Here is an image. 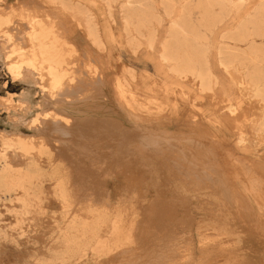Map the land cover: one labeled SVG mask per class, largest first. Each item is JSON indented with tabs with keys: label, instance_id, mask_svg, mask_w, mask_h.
Returning a JSON list of instances; mask_svg holds the SVG:
<instances>
[{
	"label": "rangeland",
	"instance_id": "obj_1",
	"mask_svg": "<svg viewBox=\"0 0 264 264\" xmlns=\"http://www.w3.org/2000/svg\"><path fill=\"white\" fill-rule=\"evenodd\" d=\"M124 1L0 0V134L28 137L27 125L45 113L81 132L58 138L67 153L66 207L46 178L42 210L31 208L16 221L15 212L1 208L0 264H264V103L249 83L263 58L248 49L264 47V37H223L263 0H248L237 13L214 8L223 17L206 32L204 59H195L211 68L215 83L207 89L165 65L155 70L170 19L181 4L191 7L188 0H171L170 17L161 0H132L127 29ZM142 2L155 15L143 24ZM44 21L54 24L71 64L60 88L46 70L26 82L10 72L17 52H29L23 30ZM87 24L96 25L98 38ZM149 30L156 35L152 55L142 36ZM219 47L228 53L218 54ZM219 61L233 64L225 71ZM1 149L19 154L0 143ZM6 206L21 210L18 202Z\"/></svg>",
	"mask_w": 264,
	"mask_h": 264
},
{
	"label": "bare ground",
	"instance_id": "obj_2",
	"mask_svg": "<svg viewBox=\"0 0 264 264\" xmlns=\"http://www.w3.org/2000/svg\"><path fill=\"white\" fill-rule=\"evenodd\" d=\"M185 2H186V0H185ZM160 3L164 6L165 14H167V16L170 17V13H171V9H172L171 0H161ZM247 3H248V0H188V4H189V6H191L190 8L187 7V2H186V5L181 4L180 9L178 10V14H176L175 17L170 19V26H168L169 28H167V30H166L165 38H163L162 41L159 43L158 47H160V51H159L158 55H159V60L161 63H160L159 68L155 69L156 72L158 73V72L162 71V66L165 65L168 68V70L172 71L173 74H176L178 77L183 78V77H186L188 75L194 76L195 79L199 80V85L202 89L209 88L210 84L213 81L215 83V79H212L213 76H211L212 75L210 72L211 68L207 62L195 61V59L203 58L202 56L208 50V47L205 43V41L207 39L206 32L210 33L212 28H214L215 25L219 21H221V19L223 17V16L218 17V16H216V14L214 15L213 14L214 8L219 7L221 12L222 11L223 12L234 11L235 13H237L242 8V6L247 4ZM134 4L135 3L132 0H125L121 6V8L123 7L127 12V14L125 16L126 19L124 22L125 29H127L129 27V25H132L130 16L127 17V15L129 12L134 10L133 9ZM138 4H136V5H138ZM137 8H138V6H137ZM150 10L153 11V7L151 8V3H149V2L143 3L142 2V24H143V21H148L147 19H149V20L155 19L154 14H148V11H150ZM194 11H196V12H194ZM80 12L83 13L84 11L80 10ZM253 12H254V14L248 20H244V21L240 22L238 24V26L234 29L233 32H230L223 37H225L227 39L234 40V41H238V42H242V41L247 40V39H252L254 37H264V0L259 2L258 4H256L253 7ZM192 14L194 16L196 14L198 15L196 18L193 19V21L191 20ZM51 21H53V20L51 19ZM51 23H49V25H47V23H45V21H44V25H40L38 22L37 26L30 27V28H26L24 26V24L20 25V26H22L21 28L27 29V30L26 29L23 30L22 34H25V35H23L24 36L23 40H25L27 43H29L31 45L29 46V52H28L30 54L28 55V53L24 52L28 56H26L23 53L20 54L19 53L20 51L17 49V51H19V52H17L19 54V55L17 54V56H19V57H17L18 61L9 65L10 70H11L10 72H12V74L15 76V80L17 82H26L27 80H32L31 75H34L35 72H38L39 71L38 69H40V70H46L47 71V75L49 78H51L53 85L55 87L60 88V86L62 85V81L65 79V76H66L65 74H66V70L68 68L67 66L70 63L67 62V60H68V58L66 57L67 54H65V52L63 50L62 40L59 37L60 35H58V32H56L57 31V30H55L56 28L54 29V24H51ZM31 25H33V23ZM87 25L90 27L89 30L87 29L89 31L90 35H94L98 38V31L96 29V25L95 24H91V25L87 24ZM59 26H61V25H59ZM55 27H58V25H56ZM64 28H65V26H64ZM200 28H203L204 31L203 32L200 31ZM248 28H251V29L249 30ZM7 31H8V29H7ZM7 31L5 33V34H7L6 37L8 36L10 39H12L13 35L10 34L12 31L11 32H9V31L7 32ZM59 31L61 32V30H59ZM21 35L19 36V38L21 37ZM142 36L145 37V39H146L145 41L147 44V49L149 51V54L150 55H152L154 53L156 54L155 49L157 48V46L155 44L156 43L155 31L149 30L146 32V34L142 32ZM0 37H1V35H0ZM16 37H17V35H16ZM14 38H15V35H14ZM249 42H250V44H253V41H249ZM19 44H21V43H19ZM14 45H15V43H14ZM23 47H25L24 42H23ZM248 49L252 55H257V57H253V59L254 58H260V57H261V59L263 58V61L261 60L259 62L260 64L263 65V67L262 68L255 67L250 72L251 74H250V82L249 83L253 89L252 92L254 93V97L257 98L259 101L264 103V57L261 56V55H264V47L249 46ZM15 50L16 49H14L12 54L16 53ZM22 51H23V49H22ZM223 51H224V53L227 52L225 49H222L221 47H219L217 52H218V54H223ZM70 52L72 53V50L69 51V53ZM258 55H260V57ZM9 57H11V56L8 55V58ZM86 59H87V57H86ZM231 63L232 62H229V61H219V65L225 71H227L231 67ZM41 79H42V76H40V80ZM211 79H212V81H211ZM216 82H217V79H216ZM242 82L244 84V81H242ZM40 85H41L40 81H38V87L39 88H41ZM68 90H70V89L67 88L66 91L68 92ZM47 116H49V115L47 113H45V114H42L43 120H40L38 118L37 119L34 118L33 120H31V122L27 125L28 129H26V130H30V132H31L28 137L18 135L19 133H15L13 135L10 134L12 136L0 134V143H1L3 148H6V149L14 148L15 151L17 150L19 152V154L11 155V154L5 153L4 149L3 150L1 149V151H0V223L3 221V220H1V217L3 216L2 214H3V211H5V210H6V212H12V211L15 212L14 215L16 217V221L22 215L29 213L31 208L38 207L39 210H42L43 207L41 205L43 204L44 199H46V193H45V182H46L45 179L46 178H48L49 180H52L54 182L52 193H53L54 197L56 198V200L60 204H62L63 206H65L69 203V199H68V195H67V189H66L67 186H66V182H65L64 173H63V171L65 170L63 168V165H64L63 157L67 156V153L65 152L66 150L64 149L65 146H63L60 143L61 141H59L58 138H60L62 140L64 135H69V134L72 135V134H74V132L76 133V135H78V133L80 134L81 132L74 131L73 125L67 126V125L62 124L64 122H61V120H65L62 116H59L57 114H54L50 117H47ZM46 118H49V119L47 120ZM45 120H47V121H45ZM20 122L21 123L23 122L22 124H24V121H20ZM14 132H16V131H14ZM134 135H136V134L134 133ZM61 136H63V137L61 138ZM139 136L140 135L138 134V137ZM127 138H128V136H127ZM137 143L139 144V142H137ZM63 149L65 151H63ZM52 157L56 158V160L53 161ZM17 158L23 159L25 163L29 164L28 165L29 168L24 167L23 165L25 163L23 164L22 163L23 161L18 162ZM30 164H32L35 168L30 169V167H31ZM17 165L18 166L20 165V166L17 167ZM52 165H53V167H51ZM46 166L48 167V169H46L48 171L50 170L49 168L51 167L50 173H48V171H43V167H46ZM68 192H69V190H68ZM69 195H70V193H69ZM49 201H51V200H49ZM17 202L21 204V210L18 212V214L16 213L17 210H14L15 207L13 208L11 206L12 204H15ZM46 203H47V201H46ZM46 203L44 202V205ZM7 204H10L11 208H7L8 207V206H6ZM49 205H47V206H49ZM2 207L4 209L3 211L1 209ZM17 215H18V217H17ZM11 218H14V216L12 215ZM85 219L86 218H84V220ZM94 219H92V220H94ZM100 221H102V219ZM91 222H93V221H91ZM85 224H86V222H85ZM77 225H76V222H73L72 228L76 229ZM3 228H4V226H3ZM1 229H2V227L0 224V234H1ZM91 229H94V228L92 227ZM61 230H59V231H61ZM63 230H65V229H63ZM78 233H80V232H78ZM77 234H75V235H77ZM84 234H86V233H84ZM92 234L93 233H91L90 236H92ZM97 234H98V232H97ZM2 237H6V235H4ZM10 237H9V239H10ZM65 237H66V235H65ZM9 239H7V240H9ZM0 240H2V239H0ZM69 241H70L69 238H67V242H69ZM81 241H83V240H81ZM13 244H14V242H13ZM73 245H74V243H73ZM57 251L58 250H56V253H57ZM53 257H55V256H53ZM54 262H56V261H54ZM60 263H61V261H60ZM247 264H249V263L247 262Z\"/></svg>",
	"mask_w": 264,
	"mask_h": 264
},
{
	"label": "crops",
	"instance_id": "obj_3",
	"mask_svg": "<svg viewBox=\"0 0 264 264\" xmlns=\"http://www.w3.org/2000/svg\"><path fill=\"white\" fill-rule=\"evenodd\" d=\"M45 99V101H47V98H44ZM49 101V100H48ZM25 103H26V101H25ZM31 109V108H30ZM28 111H30V110H28ZM29 117V114L27 115V116H25V120H27L26 118H28Z\"/></svg>",
	"mask_w": 264,
	"mask_h": 264
}]
</instances>
